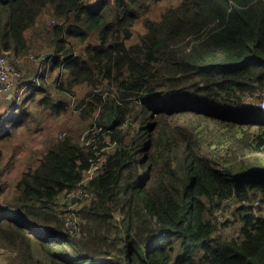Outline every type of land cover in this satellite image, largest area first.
<instances>
[{
	"label": "trees",
	"instance_id": "trees-1",
	"mask_svg": "<svg viewBox=\"0 0 264 264\" xmlns=\"http://www.w3.org/2000/svg\"><path fill=\"white\" fill-rule=\"evenodd\" d=\"M0 53L25 78L0 103L10 263L264 264V109L246 101L264 92V0H0ZM73 113L99 129L90 144ZM47 118L60 129L42 138ZM99 157L68 232L59 198ZM253 199L224 235L214 212Z\"/></svg>",
	"mask_w": 264,
	"mask_h": 264
},
{
	"label": "rangeland",
	"instance_id": "rangeland-1",
	"mask_svg": "<svg viewBox=\"0 0 264 264\" xmlns=\"http://www.w3.org/2000/svg\"><path fill=\"white\" fill-rule=\"evenodd\" d=\"M17 57V56H16ZM19 62L20 59L17 58ZM16 70L18 71V75H17V78L16 81H15V87H14V90L12 92L13 94V97H15L16 93H18V97L20 96L21 98H23L25 96V93L22 92L21 88H19V83L21 82L22 79H25L24 78V75L21 71H19L17 68ZM42 71V70H41ZM40 71V73H41ZM33 77H29V81L32 80ZM45 79L47 80L48 77H45ZM24 81V80H23ZM20 89V90H19ZM259 96H262L261 93H258V92H255L254 94H251V95H247L246 97V101L247 102H252V103H256L255 101L257 100V98ZM8 98L6 97H3V99H0V103H3L5 101H7ZM13 101V99H11ZM11 100H9L8 102H11ZM259 100V99H258ZM42 109L39 111L41 112ZM65 122H66V126L67 127V130L68 129H72L76 136H78V134H80V142H84L86 145L90 144V142L93 141V138L96 137V130H99L98 128H96L95 126H91L90 128L89 127H86L84 128L85 126V120L81 117H78L77 114H67L65 116ZM54 123H58L59 124V121H56V120H53V119H48L47 120H42L38 125H37V129H39V133H40V136L43 138L45 136V129L48 128L49 126V129L47 130V133L49 134H54L56 133V131L60 128L58 127H55V124ZM51 125V126H50ZM30 131L31 130H24V131H21L13 140V143H18V144H22V143H25L28 141V138H29V135H30ZM64 132V131H62ZM65 133V132H64ZM89 136L90 138L88 139H85V137ZM94 136V137H93ZM105 135H101V138H103ZM108 139V138H106ZM106 139H104V141H106ZM34 148L36 149V146H34ZM108 150L111 149V147L107 148ZM99 161H98V165L100 163V157L98 158ZM86 176V174L84 175V177ZM83 177V178H84ZM4 190L2 191V193L6 196H9L12 192V177H9L7 178V182L5 183L4 185ZM86 195V194H85ZM83 195L81 198L79 197H75V199H78L76 201V204H77V208L82 206L83 204L87 203L89 201V196H85ZM59 203H64V202H67L66 201V196L64 195V197H60L59 198ZM256 202H259L258 200L256 199H253L251 200L250 202H243V203H238L236 202L235 200H225L223 201V203L221 204V206L214 212L213 216H212V219L213 221L217 222L220 224L225 222L227 219L230 221L229 222V226L228 227H225V229L221 230V232L224 234V235H227V236H236V233H237V230H238V224L236 223H232L234 221V214L237 213V209H241V206L243 205H249L252 209V207L256 206V214L255 215H259L260 212L258 210V204L255 205ZM262 213L264 214V209L262 210ZM254 214V213H253ZM115 217L116 219H119L120 215L117 213L115 214ZM10 252V251H9ZM13 252V251H12ZM31 256L33 258H42L43 257V254L41 251H39V248L38 246L33 242L31 243V252H30ZM9 255L10 256H13L15 255L14 252L12 254H8V252L2 248H0V264H19V262H14L11 263L9 262L8 258H9Z\"/></svg>",
	"mask_w": 264,
	"mask_h": 264
},
{
	"label": "built area",
	"instance_id": "built-area-1",
	"mask_svg": "<svg viewBox=\"0 0 264 264\" xmlns=\"http://www.w3.org/2000/svg\"><path fill=\"white\" fill-rule=\"evenodd\" d=\"M18 59L14 54L9 53H0V97H6L8 100L13 98V90L15 87V81L18 75V71L15 67V62ZM262 96L258 100V106L264 109V92H261ZM64 134V133H63ZM94 137V136H93ZM99 161V159H97ZM98 161H92L91 167L86 172V176L82 179L79 183L78 187H76L73 191L66 194L67 201H70L67 207L66 213V222H65V229L68 232L74 233L78 230V222L74 209L77 208L75 197L81 198L85 192L84 183L87 182L92 175L95 173V170L98 167ZM258 202L255 203L257 205ZM252 212L254 215L256 214V206L252 207Z\"/></svg>",
	"mask_w": 264,
	"mask_h": 264
}]
</instances>
